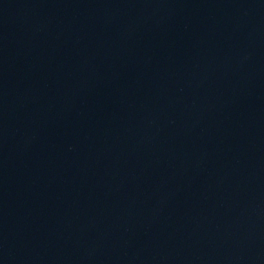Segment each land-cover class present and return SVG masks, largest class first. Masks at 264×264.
Instances as JSON below:
<instances>
[{
    "label": "water",
    "instance_id": "water-1",
    "mask_svg": "<svg viewBox=\"0 0 264 264\" xmlns=\"http://www.w3.org/2000/svg\"><path fill=\"white\" fill-rule=\"evenodd\" d=\"M0 264H264V0H0Z\"/></svg>",
    "mask_w": 264,
    "mask_h": 264
}]
</instances>
